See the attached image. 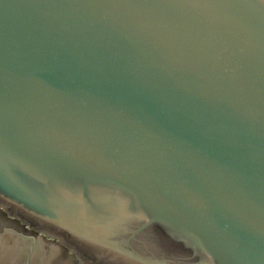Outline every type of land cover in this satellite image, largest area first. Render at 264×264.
<instances>
[{
	"label": "water",
	"instance_id": "obj_1",
	"mask_svg": "<svg viewBox=\"0 0 264 264\" xmlns=\"http://www.w3.org/2000/svg\"><path fill=\"white\" fill-rule=\"evenodd\" d=\"M0 264H264V0H0Z\"/></svg>",
	"mask_w": 264,
	"mask_h": 264
}]
</instances>
